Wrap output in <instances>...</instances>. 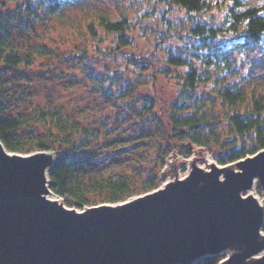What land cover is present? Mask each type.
<instances>
[{
    "label": "rangeland",
    "instance_id": "374dc122",
    "mask_svg": "<svg viewBox=\"0 0 264 264\" xmlns=\"http://www.w3.org/2000/svg\"><path fill=\"white\" fill-rule=\"evenodd\" d=\"M40 1L30 0L32 13L24 10L29 3H23L20 12L16 10L17 2L0 4V17L6 19L15 50L25 52L36 46L46 47L52 50L51 56L37 58L29 68L15 71L1 64V76L7 80V85L16 88V94L25 99L23 102L26 101L15 108L16 112L29 110L51 98L80 124L99 132L97 139L89 140V147L83 151L93 160L91 167H87L90 173L85 177L130 174L137 178L135 180H142L152 173L159 181L156 189H162L186 180L196 168L211 171L222 165L217 158L223 156L229 148L225 147L231 143L252 144L249 135L242 143L231 133L224 119L212 127L221 134L222 143H212L209 147L180 139L171 132L165 119L169 106L179 99L176 80L163 72L167 64L165 53L191 48L195 39L191 38L189 30L199 19L208 25L227 28L223 9L213 8L199 15L179 6L167 7L156 0H76L67 3L57 15L42 19L38 18L36 8ZM241 1L246 6L264 5V0ZM99 13L112 16L125 13L135 23L130 33L133 44L120 55L114 54L111 47L106 49L110 37L105 36L97 44L85 33L87 20ZM241 35L236 31L220 32L215 39L208 40L209 48L202 55L218 54V75L225 82L264 94V36L256 46L245 49L235 47L242 40ZM204 99L207 107L203 111L208 116L224 115L216 92H210ZM151 103L156 106L153 115L146 113ZM144 116L152 118L150 123L144 122ZM153 130L157 137L150 136ZM198 130L203 134L207 132L206 128ZM141 140L147 143L142 145ZM154 145H161L159 152ZM167 146L170 151L164 156ZM224 165L227 168L219 173L223 180L227 172L241 170L238 161ZM262 183L260 179L258 192L264 202ZM219 256L220 260L228 258L225 254Z\"/></svg>",
    "mask_w": 264,
    "mask_h": 264
},
{
    "label": "water",
    "instance_id": "95a60500",
    "mask_svg": "<svg viewBox=\"0 0 264 264\" xmlns=\"http://www.w3.org/2000/svg\"><path fill=\"white\" fill-rule=\"evenodd\" d=\"M5 148L0 140V264H194L245 245L218 263L242 264L257 251L264 213L240 191L254 177L264 189V149L237 160L241 170L224 180L217 166L196 168L165 188L75 209L43 196L54 152Z\"/></svg>",
    "mask_w": 264,
    "mask_h": 264
},
{
    "label": "trees",
    "instance_id": "16d2710c",
    "mask_svg": "<svg viewBox=\"0 0 264 264\" xmlns=\"http://www.w3.org/2000/svg\"><path fill=\"white\" fill-rule=\"evenodd\" d=\"M71 1L76 0H41L39 6H36L37 16L43 19L57 15ZM156 1L167 7L179 6L189 13L199 15L213 8H221L228 23L227 28H223L220 25H208L199 19L189 30V35L195 39L191 48L180 49L177 52L168 50L165 53L167 64L163 72L167 77L176 80L179 98L165 113L171 132L180 139H189L200 146L209 147L212 143L219 145L223 141L221 134L212 130V127L224 119L229 124L231 133L239 137L242 143L249 135L252 139L251 145L237 146L231 143L225 147L229 148L224 151L223 156L217 158L222 165L254 155L264 149V94L256 89L242 90L232 82H225L218 75L220 67L218 54L202 55L209 48L208 40L215 39L222 31H236L242 34V40L235 44L237 48L250 49L256 46L264 36V5L246 6L241 0H231L229 4L212 0ZM8 2L19 3L16 9L19 12L23 3H29L24 6V10L33 12L30 0L26 2L0 0L2 5ZM5 22L6 19L1 16L0 65L15 71L22 67L29 68L37 58L51 56L52 50L46 47L36 46L25 52L15 50L14 40ZM85 27V33L97 44L105 36L110 37V45L106 49L111 47L115 51L114 54L120 55L124 48L133 44L130 33L135 23L127 18L125 13L120 16L99 13L88 19ZM100 49L105 50L102 47ZM2 71L3 68L0 66V140L6 149L12 152L23 154L34 151L54 152L56 160L48 171L50 188L61 196L68 206L83 209L101 203H118L158 187V178L152 173L142 180H135L137 178L130 174L114 176L90 174L85 177L90 173L87 167H91L93 160H90L83 151L89 147L87 143L89 140L97 139L99 132L80 124L77 118L55 104L51 98L41 105L30 106L29 110L16 112L15 108L26 101L23 102L25 99L16 94L14 86L7 85V80L1 76ZM20 78L24 80V76L20 75ZM212 91L216 92L219 104L225 112L222 117H210L203 111L207 107L204 98ZM27 95L29 97V94ZM244 106L247 108L243 111ZM155 109V104L151 103L146 113L153 115ZM228 110L231 111L228 113ZM151 119L147 116L144 122L150 123ZM199 128H206L207 132L200 133ZM155 132L153 130L150 136L157 137ZM141 143L145 145L147 140H141ZM154 146L158 147L159 152L161 145ZM169 151L170 148L167 146L164 156ZM162 163L163 156L160 159V164ZM220 259L219 255L205 256L194 264H217Z\"/></svg>",
    "mask_w": 264,
    "mask_h": 264
},
{
    "label": "bare ground",
    "instance_id": "6f19581e",
    "mask_svg": "<svg viewBox=\"0 0 264 264\" xmlns=\"http://www.w3.org/2000/svg\"><path fill=\"white\" fill-rule=\"evenodd\" d=\"M5 150L7 151L8 154H10L11 152L8 151L6 148ZM220 169H226L227 165H219L218 166ZM48 168L44 169L45 175H46V182L47 185L49 184L50 180H49V175H48ZM204 172H208L210 171L209 169H204ZM223 177L221 175H219V179H222ZM260 184V179L258 177H254L252 185L249 188L246 189H242L240 191V195L243 197H248V196H252L255 199V203L257 205V207L261 208L263 213H264V202H263V197L259 195L258 192V187ZM44 197H46L47 199L56 201L60 204H63V201L61 200V198L59 196H57L54 192H52V190H49L47 193L43 194ZM257 246V251L255 253H253L251 256H249L247 259H245L243 261L242 264H248L253 262L254 260H257L259 258H261L264 255V231L261 230L259 233V238L258 241L256 243ZM245 247V245H239L238 247H230V248H226L224 250H222V254H225L226 257L231 256L232 254H235L239 251H241V249L243 250V248Z\"/></svg>",
    "mask_w": 264,
    "mask_h": 264
}]
</instances>
